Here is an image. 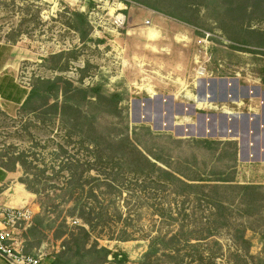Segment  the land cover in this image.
Listing matches in <instances>:
<instances>
[{"label": "rangeland", "instance_id": "rangeland-1", "mask_svg": "<svg viewBox=\"0 0 264 264\" xmlns=\"http://www.w3.org/2000/svg\"><path fill=\"white\" fill-rule=\"evenodd\" d=\"M128 1L131 2L127 12L129 22L121 32L112 33L107 29L94 32L83 13V7L90 5L89 0H49L38 4L31 0H0V46H17L26 57L18 74L19 83L31 89L39 78L62 77L77 88L100 86L104 95L118 93L122 97L121 114L98 115V122L115 124L114 134L124 131L170 168L158 163L160 166L185 176H199L205 180L203 184L231 178L233 184L264 187V34H261L264 22L250 20L242 13L227 14L228 6L235 8L238 4H229L231 0ZM146 20L152 21L151 30L144 26ZM149 31L156 37L151 38ZM199 79L205 80L206 91L213 79H237L239 91L232 90V94L240 99L241 105L226 101L218 85L212 89L214 101L210 104L207 100L210 106L194 110V102L199 101L197 96L204 93L203 81L197 86ZM243 87H250V95L242 94ZM199 103L203 104L204 100ZM225 109L251 115L249 124L245 125L250 131L249 146L245 139L243 142L214 136L215 119L220 129L225 125L229 129L234 127L231 118L221 115ZM203 115H207L206 121ZM31 120L32 116L21 108L8 110L0 105V152L10 149L17 153L29 148L24 128ZM206 129L212 133L203 136ZM239 129H243L241 124ZM202 139L221 145L209 148L195 142ZM226 142L237 144L236 162L230 159L233 150L224 145ZM50 160L47 158V162ZM33 166L43 168L40 162ZM17 174L20 178L24 176L21 167L17 168ZM51 174L48 171L45 176L51 177ZM121 182L120 186L117 184L119 192L101 195L99 192L109 190L98 191L99 201L110 211L97 233L129 236L130 240L125 242L109 241L107 237L98 239L99 247L127 253L126 264H140L152 237L178 230L177 223H165L157 215L156 205H163L171 216H212L213 209L205 200L190 197L185 201L162 190L144 191L140 182L128 178ZM43 184L40 188L45 190H41V195L33 194V207L38 214L33 216L32 224H40L41 234L24 244L26 252L39 254L46 243L42 252L49 258L55 256V247L62 246L70 233L64 227L65 217L70 229L85 225L76 216L52 213L51 204H59L62 199L53 196L59 193L51 188L53 183ZM47 194L53 199L48 200ZM221 197L229 207L233 222L255 228L256 231L247 230L246 237L252 242L251 253L263 258L264 222L260 220L262 214L256 212L258 207H252L256 217L251 224L242 217L247 216L244 211L247 209L237 203L234 191ZM39 239H42L41 245L37 244ZM216 239L225 251L233 250L230 232L222 230ZM93 241L94 238L91 244ZM92 260L87 259L88 263ZM111 261L109 258L105 264H114Z\"/></svg>", "mask_w": 264, "mask_h": 264}, {"label": "trees", "instance_id": "trees-1", "mask_svg": "<svg viewBox=\"0 0 264 264\" xmlns=\"http://www.w3.org/2000/svg\"><path fill=\"white\" fill-rule=\"evenodd\" d=\"M232 3L238 4L235 8L228 6L227 14L242 13L250 20L264 22V0H231L229 4ZM169 16L192 25L172 14ZM80 17L86 22L83 15ZM121 102L120 94L104 95L100 86L83 89L62 77L55 80L39 78L20 107L33 119L24 128L29 148L17 153L10 149L0 152L1 170L15 173L21 167L24 176L19 183L37 197L41 195V190H45L40 188L43 183H53L51 188L59 192L53 193V196L61 198L62 204H51L52 213L70 218L76 216L88 227L80 225L70 229L66 224L67 218L63 219L64 227L70 233L62 242L63 249L55 254L54 264H105L109 258L114 264L129 262L127 253L99 247L98 242L102 237L125 242L130 240L129 236L97 233L99 226L104 224V216H109L110 211L99 201L98 191L102 188L109 190L99 192L101 195L119 192L117 184L120 186L124 178L140 182L144 191L162 190L185 201L190 197L205 200L213 209L212 216H171L163 205H156L157 215L165 223H177L178 230L152 237L140 264H223L224 261L226 264H264V257L251 253L252 242L246 237L247 230L256 231L255 228L233 222L228 213L229 207L221 197L230 190L234 191L237 203L247 209L244 210L247 216L242 217L252 224L256 217L252 207L257 206L256 212L262 214L260 220L264 222V187L233 184L231 178H218L215 184H203L205 180L199 176H185L177 170L160 166L158 163L170 168L151 151L142 149L141 142L132 140L124 131L114 134L113 130L117 129L115 124L98 122V115H120ZM143 129L152 134L149 128ZM195 142L209 148L221 145L206 139ZM224 145L233 150L229 156L236 162L237 144L226 142ZM49 157L51 160L47 162ZM35 162H40L43 168L33 166ZM48 171H51V177L45 176ZM206 189H210L209 193ZM46 197L53 199L49 194ZM39 225L36 222L23 231L25 241L41 234ZM222 230L230 232L233 250L225 251L216 239ZM41 243L42 239L37 240L38 245ZM87 259L93 260L88 263Z\"/></svg>", "mask_w": 264, "mask_h": 264}, {"label": "built area", "instance_id": "built-area-1", "mask_svg": "<svg viewBox=\"0 0 264 264\" xmlns=\"http://www.w3.org/2000/svg\"><path fill=\"white\" fill-rule=\"evenodd\" d=\"M34 3L48 2L49 0H31ZM90 5L83 7V13L89 18L94 32L109 30L118 33L124 30L129 22L128 0H89ZM144 26L152 29V21L146 20ZM33 213L28 208H15L0 203V255L8 260V264H41L46 253L39 254L26 252L20 233L32 226ZM78 223V222H74ZM20 238V239H19ZM58 246L54 253L62 250Z\"/></svg>", "mask_w": 264, "mask_h": 264}, {"label": "crops", "instance_id": "crops-1", "mask_svg": "<svg viewBox=\"0 0 264 264\" xmlns=\"http://www.w3.org/2000/svg\"><path fill=\"white\" fill-rule=\"evenodd\" d=\"M25 59L24 53L17 46L10 48L0 46V105L5 106L8 110L19 109L29 95L30 88L23 86L18 81L21 63ZM236 104L241 105V103ZM225 111L230 114L227 109ZM19 179L20 175L17 174V171L6 173L0 169V203L15 208H28L32 211L33 216H36L38 213L33 207L35 197L19 183ZM20 238L25 243L22 235ZM44 246L46 243H43L42 248ZM42 248L39 251H42ZM54 261L55 257L51 256L45 258L41 264H54ZM0 264H8V260L2 255H0Z\"/></svg>", "mask_w": 264, "mask_h": 264}, {"label": "water", "instance_id": "water-1", "mask_svg": "<svg viewBox=\"0 0 264 264\" xmlns=\"http://www.w3.org/2000/svg\"><path fill=\"white\" fill-rule=\"evenodd\" d=\"M201 81H203V85H204V81L205 80H198L197 81V86H200ZM211 86L209 87V90L206 91L205 88L207 87L206 84L204 85V93L202 96H197V98H199V100H206L208 99V101L210 102V104L214 101V96L212 95V89L216 86L219 85L220 88V93L222 92L224 95V99L227 101L229 100L232 103H238L240 102V99L232 94V90L239 91V85H238V80L237 79H213L210 81ZM213 83V84H212ZM241 90L243 91V93L246 92V95H250V87H243L241 88ZM229 94H232L231 96ZM151 99H148L147 102L151 103ZM139 108L141 107V103H139ZM194 110L198 109V106L196 104V102H194L193 105ZM150 115V114H149ZM225 119H232V122L234 124L233 129H229L226 125L225 127L223 126L221 129L217 127L216 124V119L213 121V134L214 136H219L222 138H232V139H240L241 141L244 142V139L246 141L247 146H249V136H250V131H249V127H245V125L249 124L250 121V114H242V113H235L230 111V114L226 113L225 111L221 114ZM253 117H256L255 114L252 115ZM212 117V116H211ZM203 119L206 121L207 119V115H203ZM227 121V120H226ZM241 124V127H243V129H239V125ZM194 126V125H193ZM245 128V129H244ZM212 132L204 130V135L206 136L207 134H211ZM255 138H259V135H256ZM255 150V149H254ZM253 150V151H254Z\"/></svg>", "mask_w": 264, "mask_h": 264}, {"label": "bare ground", "instance_id": "bare-ground-1", "mask_svg": "<svg viewBox=\"0 0 264 264\" xmlns=\"http://www.w3.org/2000/svg\"><path fill=\"white\" fill-rule=\"evenodd\" d=\"M149 35H150L151 38H155V37H156V34L153 33V32H150V31H149ZM194 100H195V99H194ZM207 100H208V99L204 100V103H203V104H202V103H199L200 100H199V101L196 100V102L198 103V107H199V108H201V107H203V106H204V107H206V106L209 107L210 104H206V103H208ZM202 102H203V101H202ZM238 103H239V102H238ZM225 112H226V111H225ZM226 113H227V112H226Z\"/></svg>", "mask_w": 264, "mask_h": 264}]
</instances>
